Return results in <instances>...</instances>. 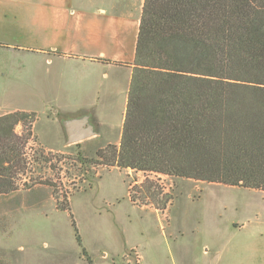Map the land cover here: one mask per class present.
I'll use <instances>...</instances> for the list:
<instances>
[{
	"label": "trees",
	"instance_id": "1",
	"mask_svg": "<svg viewBox=\"0 0 264 264\" xmlns=\"http://www.w3.org/2000/svg\"><path fill=\"white\" fill-rule=\"evenodd\" d=\"M28 119L29 130L34 112L0 116V194L26 170L16 126ZM95 154L98 165L264 191V0H143L119 144ZM148 182L132 201L137 189L156 195Z\"/></svg>",
	"mask_w": 264,
	"mask_h": 264
},
{
	"label": "rangeland",
	"instance_id": "2",
	"mask_svg": "<svg viewBox=\"0 0 264 264\" xmlns=\"http://www.w3.org/2000/svg\"><path fill=\"white\" fill-rule=\"evenodd\" d=\"M139 4L143 0H135ZM111 101V128L98 140L64 145V120L88 115L96 130L102 126L93 110L48 114L57 122L47 129L43 114L36 127L35 121L28 130L29 119L16 126L27 139L26 170L17 190L0 194V264H91L88 257L94 264H203L228 260L233 248H241L243 259L251 229L264 228V191L93 163L100 145L119 144L126 107L121 90ZM57 128L61 140L54 137ZM145 180L156 195L137 189L132 201L130 188Z\"/></svg>",
	"mask_w": 264,
	"mask_h": 264
},
{
	"label": "crops",
	"instance_id": "3",
	"mask_svg": "<svg viewBox=\"0 0 264 264\" xmlns=\"http://www.w3.org/2000/svg\"><path fill=\"white\" fill-rule=\"evenodd\" d=\"M141 13L135 0H0V116L36 112L35 127L43 114L47 129L57 122L48 114L93 110L102 126L85 140L104 138L111 128L106 106L118 90L127 105ZM54 137L61 140L58 128ZM239 249L203 264H264V228L251 229L243 259Z\"/></svg>",
	"mask_w": 264,
	"mask_h": 264
},
{
	"label": "water",
	"instance_id": "4",
	"mask_svg": "<svg viewBox=\"0 0 264 264\" xmlns=\"http://www.w3.org/2000/svg\"><path fill=\"white\" fill-rule=\"evenodd\" d=\"M63 125L68 144L78 143L97 134L95 126L91 123L88 115L69 118L64 120Z\"/></svg>",
	"mask_w": 264,
	"mask_h": 264
}]
</instances>
